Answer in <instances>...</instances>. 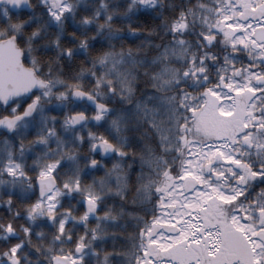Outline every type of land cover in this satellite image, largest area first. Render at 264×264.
Returning <instances> with one entry per match:
<instances>
[{
  "label": "snow or ice",
  "instance_id": "6c2138e0",
  "mask_svg": "<svg viewBox=\"0 0 264 264\" xmlns=\"http://www.w3.org/2000/svg\"><path fill=\"white\" fill-rule=\"evenodd\" d=\"M151 2L0 0V264H264V0H192L166 22L152 79L176 95L163 151L138 154L109 106L139 58L114 17Z\"/></svg>",
  "mask_w": 264,
  "mask_h": 264
},
{
  "label": "clouds",
  "instance_id": "9594fccd",
  "mask_svg": "<svg viewBox=\"0 0 264 264\" xmlns=\"http://www.w3.org/2000/svg\"><path fill=\"white\" fill-rule=\"evenodd\" d=\"M97 0H95V3ZM111 9L126 11L122 7L121 0H104ZM192 0H152L147 5H140L127 16L114 17L122 21L116 25L120 29L113 42L117 43V50L121 46L125 49L133 47L139 49V58L136 65H125L121 71L128 75L131 93L125 90V100L121 101L117 97L112 98L109 105L115 109L113 114L125 113L128 117L130 139L137 145V152L150 149L152 152L161 153L163 145L161 136L165 134L167 128L169 108V97L175 96L174 88H162L152 79L158 66L153 64V59L159 54L158 45L168 43V29L166 22L170 21L181 8H186ZM145 14L151 17V23L138 21L137 17ZM139 22V31L132 33L127 30V24ZM101 44H107L109 37L107 31L99 37ZM131 41H135L132 43ZM94 54V53H93ZM47 58H42L40 71L47 74ZM130 95V99H129ZM139 105L147 112V119L137 114L136 106ZM155 117L157 120V130L150 127V120ZM131 167L127 169L130 180L126 193V199L122 201L126 213L136 214L139 209L137 206L138 185L136 177L141 171L140 160L135 158L129 161ZM126 220L131 217L126 216Z\"/></svg>",
  "mask_w": 264,
  "mask_h": 264
},
{
  "label": "trees",
  "instance_id": "16d2710c",
  "mask_svg": "<svg viewBox=\"0 0 264 264\" xmlns=\"http://www.w3.org/2000/svg\"><path fill=\"white\" fill-rule=\"evenodd\" d=\"M86 2H87V4L89 5V6H92V5H94L95 4V0H86ZM193 2H194V0H193ZM124 4V0H121V5H123ZM137 20L138 21H142L143 23H151V17L150 16H148V15H145V14H142V15H140V16H138L137 17ZM73 29H72V27H71V25L69 24V26H68V31H72ZM132 43H134L135 41H131ZM100 44H101V42H100V38L98 37L97 38V41H96V46L97 47H99L100 46ZM3 210L2 209H0V212H2ZM129 222H130V220H129ZM39 226V225H38Z\"/></svg>",
  "mask_w": 264,
  "mask_h": 264
}]
</instances>
